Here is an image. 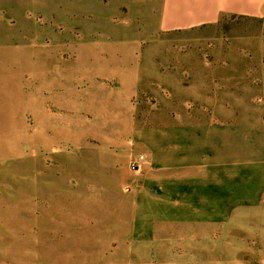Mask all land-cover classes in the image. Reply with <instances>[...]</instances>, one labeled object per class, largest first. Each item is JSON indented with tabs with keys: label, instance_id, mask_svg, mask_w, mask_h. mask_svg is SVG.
<instances>
[{
	"label": "rangeland",
	"instance_id": "1",
	"mask_svg": "<svg viewBox=\"0 0 264 264\" xmlns=\"http://www.w3.org/2000/svg\"><path fill=\"white\" fill-rule=\"evenodd\" d=\"M162 4L0 0V264H264V15Z\"/></svg>",
	"mask_w": 264,
	"mask_h": 264
},
{
	"label": "crops",
	"instance_id": "2",
	"mask_svg": "<svg viewBox=\"0 0 264 264\" xmlns=\"http://www.w3.org/2000/svg\"><path fill=\"white\" fill-rule=\"evenodd\" d=\"M162 3L161 26L166 30L212 24L224 15H264V0H162Z\"/></svg>",
	"mask_w": 264,
	"mask_h": 264
}]
</instances>
